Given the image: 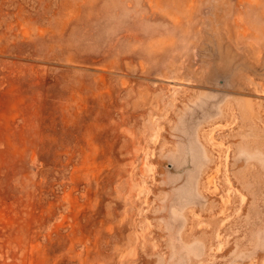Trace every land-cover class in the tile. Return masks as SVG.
<instances>
[{"label": "rangeland", "instance_id": "1", "mask_svg": "<svg viewBox=\"0 0 264 264\" xmlns=\"http://www.w3.org/2000/svg\"><path fill=\"white\" fill-rule=\"evenodd\" d=\"M0 264H264V0H0Z\"/></svg>", "mask_w": 264, "mask_h": 264}]
</instances>
